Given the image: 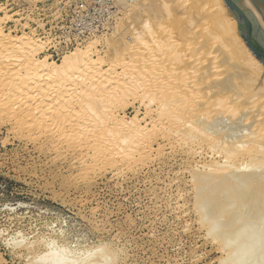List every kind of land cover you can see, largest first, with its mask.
Segmentation results:
<instances>
[{
  "label": "bare ground",
  "instance_id": "6f19581e",
  "mask_svg": "<svg viewBox=\"0 0 264 264\" xmlns=\"http://www.w3.org/2000/svg\"><path fill=\"white\" fill-rule=\"evenodd\" d=\"M115 1L121 13L100 37L101 52L98 40H89L83 49L63 55L60 64L37 60L46 43L28 34L10 37L1 29L8 17H0V91L5 101V90L11 94L8 101H14L13 106L5 102L7 110L21 112L23 105H18L26 103L22 108L27 112L22 109V114L31 120L25 129L36 123L39 127L40 122L44 127L47 122L49 128L55 118L63 139L86 133L96 136L94 156L115 148L128 156L142 149L146 128L139 124L137 113L126 121L112 109L127 97L137 100L146 108L153 131L156 126L165 135L173 131L189 145L188 151L209 158L206 169L192 175L196 210L202 222L209 224L211 236L236 253L227 263L252 264L264 238L250 242L251 236L255 238L250 227L264 224L262 67L239 40L221 0ZM167 25L171 27L166 33ZM161 31L166 33L164 41L157 38ZM101 53L107 63L104 70L94 58ZM55 96L60 97L54 102L60 110L51 113ZM74 97L79 111L69 109ZM31 101L37 105L30 107ZM44 102L50 103L43 106L48 111L42 107ZM238 210L245 215L242 221L236 217ZM43 245L45 249L34 257L46 250ZM25 248L31 251L29 245Z\"/></svg>",
  "mask_w": 264,
  "mask_h": 264
},
{
  "label": "rangeland",
  "instance_id": "374dc122",
  "mask_svg": "<svg viewBox=\"0 0 264 264\" xmlns=\"http://www.w3.org/2000/svg\"><path fill=\"white\" fill-rule=\"evenodd\" d=\"M0 5V17H8L2 31L10 37L28 34L46 43L36 58L55 64L92 40H98L97 51L101 52L100 37L109 32L121 13L115 0H0ZM157 33L161 41L166 39L167 32ZM100 55L94 58L104 70L107 63L104 53ZM5 93L6 101L13 106L14 101L9 102L11 94ZM2 94L0 264H33L34 255L45 249L43 243L49 240L74 253L101 246L109 252L112 264H229L227 261L232 260L236 253L211 236L206 228L209 224L202 222L194 204L192 175L205 170L209 158L188 151L189 145L179 141L173 131L168 136L159 131V126L153 131L146 108L137 100L127 97L112 110L126 121L137 113L139 124L146 128L142 149L128 156L116 148L94 156L96 136L86 133L77 136L78 141L63 139L55 118L49 128L47 122L45 127L38 122L39 128L31 121L34 127L29 129L26 123L31 119L22 114L27 104L18 105L17 100L19 107L23 105L21 112L7 110L9 104ZM56 98L51 99L52 104L58 103L60 97ZM73 99L69 109L79 111L78 99ZM46 103L40 104V109L47 108ZM52 106L51 113L55 108L60 110L59 104ZM21 121L24 128L18 123ZM236 217L244 220L243 210H238ZM253 226L252 243L256 237H264V224L254 226L257 231ZM261 242L262 250L255 252L252 264L263 263L264 238ZM27 245L31 251L25 248Z\"/></svg>",
  "mask_w": 264,
  "mask_h": 264
},
{
  "label": "water",
  "instance_id": "95a60500",
  "mask_svg": "<svg viewBox=\"0 0 264 264\" xmlns=\"http://www.w3.org/2000/svg\"><path fill=\"white\" fill-rule=\"evenodd\" d=\"M236 34L264 69V0H221Z\"/></svg>",
  "mask_w": 264,
  "mask_h": 264
},
{
  "label": "clouds",
  "instance_id": "9594fccd",
  "mask_svg": "<svg viewBox=\"0 0 264 264\" xmlns=\"http://www.w3.org/2000/svg\"><path fill=\"white\" fill-rule=\"evenodd\" d=\"M97 259L100 264H112L110 255L102 247L74 253L56 240H49L46 243V250L34 258L33 264H91Z\"/></svg>",
  "mask_w": 264,
  "mask_h": 264
}]
</instances>
